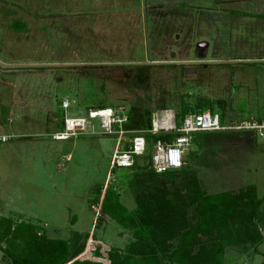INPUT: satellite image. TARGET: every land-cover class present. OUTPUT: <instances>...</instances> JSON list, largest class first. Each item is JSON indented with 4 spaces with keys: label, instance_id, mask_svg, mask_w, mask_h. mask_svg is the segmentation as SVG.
Masks as SVG:
<instances>
[{
    "label": "rangeland",
    "instance_id": "1",
    "mask_svg": "<svg viewBox=\"0 0 264 264\" xmlns=\"http://www.w3.org/2000/svg\"><path fill=\"white\" fill-rule=\"evenodd\" d=\"M132 105L208 110L224 125L264 117V0H0V131L12 136L0 144V216L51 239L94 232L102 250L122 248L127 231L108 217L94 226L108 175L120 202L136 208L133 169L112 166L116 136H51L64 115ZM153 138L136 158L143 168ZM184 160L185 174L162 187L186 219L197 186L215 194L253 185L264 201V139L255 133L196 132ZM225 259L264 264V240L257 251L227 248ZM10 263L0 249V264Z\"/></svg>",
    "mask_w": 264,
    "mask_h": 264
},
{
    "label": "trees",
    "instance_id": "2",
    "mask_svg": "<svg viewBox=\"0 0 264 264\" xmlns=\"http://www.w3.org/2000/svg\"><path fill=\"white\" fill-rule=\"evenodd\" d=\"M188 113L185 109L176 116L177 123ZM152 114L151 110L132 105L126 127L149 129ZM176 135L145 134L146 139L155 136L153 140L173 139ZM149 165L143 168L136 161L130 167L134 175L128 184L136 187V208L127 209L110 184L104 183L99 192L101 201L94 226L98 228L108 217L116 227L127 231L130 238L122 248L102 250V240L94 232L85 240L76 233L66 240L51 239L33 224L15 223L0 216V249L10 264H226L227 248L249 243L257 251L264 240L256 225V220L264 224V201L256 199L255 186L215 194H203L197 186L190 201L194 215L186 219L185 211L166 199L162 187L171 177L185 174L184 166L156 174ZM247 222L254 224L248 226ZM88 238L95 243L91 251L86 244ZM85 254L97 260L83 259Z\"/></svg>",
    "mask_w": 264,
    "mask_h": 264
},
{
    "label": "built area",
    "instance_id": "3",
    "mask_svg": "<svg viewBox=\"0 0 264 264\" xmlns=\"http://www.w3.org/2000/svg\"><path fill=\"white\" fill-rule=\"evenodd\" d=\"M61 106L63 109L69 107L66 101ZM128 121V113L123 106L89 108L83 116L64 115L62 129L53 133L51 138L68 140L82 134L116 136L117 143L111 157L112 166L130 168L136 163V158L145 155L148 149L145 134H177L173 139L154 140L149 167L156 174L179 170L184 166V152L196 132L248 131L264 139V117L224 125L218 113L201 110L186 114L178 124L176 114L165 109L158 114H152L151 125L146 130L128 129ZM11 138L12 136L0 131V144ZM111 179V175H108L105 185L114 182Z\"/></svg>",
    "mask_w": 264,
    "mask_h": 264
}]
</instances>
